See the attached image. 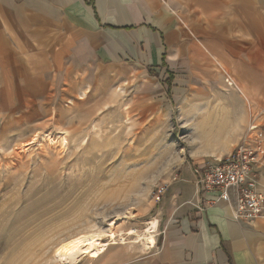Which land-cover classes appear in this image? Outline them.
Returning a JSON list of instances; mask_svg holds the SVG:
<instances>
[{
  "label": "rangeland",
  "instance_id": "obj_1",
  "mask_svg": "<svg viewBox=\"0 0 264 264\" xmlns=\"http://www.w3.org/2000/svg\"><path fill=\"white\" fill-rule=\"evenodd\" d=\"M43 63L56 68L0 80V264H61L59 248L95 229L120 233L109 252L150 249L126 232L153 223L156 234V187L190 162L215 103L197 86L168 92L126 59L76 71L51 55Z\"/></svg>",
  "mask_w": 264,
  "mask_h": 264
},
{
  "label": "crops",
  "instance_id": "obj_2",
  "mask_svg": "<svg viewBox=\"0 0 264 264\" xmlns=\"http://www.w3.org/2000/svg\"><path fill=\"white\" fill-rule=\"evenodd\" d=\"M49 55L75 71L133 61L168 92L197 86L215 103L200 114L190 162L156 202L154 247L108 249L95 264H264V218L187 203L199 195L193 167L231 152L250 120L264 128V0H0L2 83L56 68L42 64Z\"/></svg>",
  "mask_w": 264,
  "mask_h": 264
},
{
  "label": "built area",
  "instance_id": "obj_3",
  "mask_svg": "<svg viewBox=\"0 0 264 264\" xmlns=\"http://www.w3.org/2000/svg\"><path fill=\"white\" fill-rule=\"evenodd\" d=\"M197 178L196 211L224 203L236 221L264 218V128L255 119L248 123L238 145L221 158L193 167ZM179 178V174L173 180ZM171 183H160L154 197L161 201ZM203 194V196H202Z\"/></svg>",
  "mask_w": 264,
  "mask_h": 264
},
{
  "label": "bare ground",
  "instance_id": "obj_4",
  "mask_svg": "<svg viewBox=\"0 0 264 264\" xmlns=\"http://www.w3.org/2000/svg\"><path fill=\"white\" fill-rule=\"evenodd\" d=\"M154 227L152 223L143 233H138V230L135 228H130L126 233L129 235H137L134 242L140 243L143 246L154 247L156 243V234L153 231ZM117 235H120V233L113 228H110L108 231L95 229L82 232L59 248L57 260L62 264L72 262L74 258L80 255L97 258L102 255L111 244L118 243L116 240ZM105 236L107 237L106 240H104ZM120 239L123 240L122 243H127L125 242L123 234H121Z\"/></svg>",
  "mask_w": 264,
  "mask_h": 264
}]
</instances>
